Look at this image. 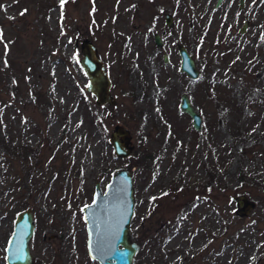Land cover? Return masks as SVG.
Returning a JSON list of instances; mask_svg holds the SVG:
<instances>
[{
    "label": "rangeland",
    "instance_id": "374dc122",
    "mask_svg": "<svg viewBox=\"0 0 264 264\" xmlns=\"http://www.w3.org/2000/svg\"><path fill=\"white\" fill-rule=\"evenodd\" d=\"M215 3L0 0V264L27 207L34 264H100L81 206L119 167L132 171L133 264H264V0ZM84 39L105 62L114 104L86 90ZM179 43L197 78L180 70ZM118 124L131 133L127 157L108 139ZM236 194L253 202L247 212Z\"/></svg>",
    "mask_w": 264,
    "mask_h": 264
},
{
    "label": "water",
    "instance_id": "95a60500",
    "mask_svg": "<svg viewBox=\"0 0 264 264\" xmlns=\"http://www.w3.org/2000/svg\"><path fill=\"white\" fill-rule=\"evenodd\" d=\"M165 21L168 26H173V14L165 12ZM155 39L158 45L162 43L158 33H155ZM81 46L80 62L88 77L86 90L94 95L96 104H114L116 99L111 91L112 80L104 60L98 55L96 45L91 40L84 39ZM179 54L180 70L192 78H197L199 71L195 60L183 44L179 45ZM164 59H168L166 54ZM180 108L191 115L193 126L199 129L201 115L194 108L187 93L181 95ZM130 138V130L124 125L118 124L110 131L108 139L115 155H131ZM234 199L242 207L240 212H247L253 206V202L243 194H236ZM134 202L132 171L126 167L113 171L104 191L98 183L95 184L91 200L81 206L86 223V246L91 259L100 264H133L134 255L140 247V243L132 238L131 233ZM33 231V214L30 207H27L15 216L12 232L5 246L7 264H34L29 245Z\"/></svg>",
    "mask_w": 264,
    "mask_h": 264
},
{
    "label": "flooded vegetation",
    "instance_id": "af4514ba",
    "mask_svg": "<svg viewBox=\"0 0 264 264\" xmlns=\"http://www.w3.org/2000/svg\"><path fill=\"white\" fill-rule=\"evenodd\" d=\"M222 1L223 0H216V3H215V5L216 6H218L219 4H221L222 3ZM245 3H246V0H237V7H238V9H244V7H245ZM165 16V15H164ZM174 17V16H173ZM244 18L242 19V21H241V24H240V27L238 28V30H239V32H244V31H246V29H247V27H248V17L247 16H243ZM165 18V17H164ZM164 21H165V19H164ZM165 24L167 25V23H166V21H165ZM168 26V25H167ZM173 26H174V24H173ZM173 26H171V27H173ZM168 27H170V26H168ZM159 34V33H158ZM159 36H160V34H159ZM153 37H154V40H155V43H156V39H155V33L153 34ZM263 37H264V34H263ZM160 38H161V40H162V42H163V39H162V37L160 36ZM162 44V43H161ZM160 44V45H161ZM180 44H182V43H179L178 44V47H177V51H178V54H179V45ZM158 45V44H157ZM185 46V45H184ZM186 47V46H185ZM186 49H187V47H186ZM188 50V49H187ZM188 52H189V50H188ZM190 53V52H189ZM164 54H166L165 52L163 53V56H164ZM167 55V54H166ZM179 56H180V54H179ZM192 56V55H191ZM181 58V57H180ZM193 58V57H192ZM194 59V58H193ZM203 62V61H202ZM197 66V65H196ZM198 68V67H197ZM198 71H199V69H198ZM199 76V75H198Z\"/></svg>",
    "mask_w": 264,
    "mask_h": 264
},
{
    "label": "snow or ice",
    "instance_id": "6c2138e0",
    "mask_svg": "<svg viewBox=\"0 0 264 264\" xmlns=\"http://www.w3.org/2000/svg\"><path fill=\"white\" fill-rule=\"evenodd\" d=\"M61 6L65 3V0H60ZM11 244V241L9 242Z\"/></svg>",
    "mask_w": 264,
    "mask_h": 264
},
{
    "label": "trees",
    "instance_id": "16d2710c",
    "mask_svg": "<svg viewBox=\"0 0 264 264\" xmlns=\"http://www.w3.org/2000/svg\"><path fill=\"white\" fill-rule=\"evenodd\" d=\"M135 239L138 241V237H135ZM139 242V241H138Z\"/></svg>",
    "mask_w": 264,
    "mask_h": 264
}]
</instances>
